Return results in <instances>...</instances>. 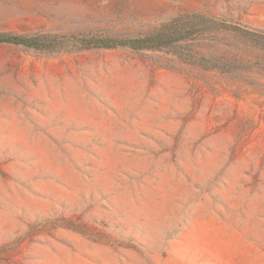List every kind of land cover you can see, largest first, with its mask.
Here are the masks:
<instances>
[{
  "label": "rangeland",
  "instance_id": "rangeland-1",
  "mask_svg": "<svg viewBox=\"0 0 264 264\" xmlns=\"http://www.w3.org/2000/svg\"><path fill=\"white\" fill-rule=\"evenodd\" d=\"M186 13L264 32V0H0V33L120 42ZM80 47L0 44V264H264V51Z\"/></svg>",
  "mask_w": 264,
  "mask_h": 264
},
{
  "label": "trees",
  "instance_id": "trees-1",
  "mask_svg": "<svg viewBox=\"0 0 264 264\" xmlns=\"http://www.w3.org/2000/svg\"><path fill=\"white\" fill-rule=\"evenodd\" d=\"M219 31L238 32L254 47L264 51V32H250L230 25L221 19L207 16L202 13L182 14L172 19L170 22L163 24L158 30L145 37L120 42L85 34H75L70 36L45 34L34 37H24L0 33V44L22 45L40 51L55 52L60 50L66 41L73 39V41L77 42L83 50L98 48L114 49L118 46H125L134 51L165 50L191 59L193 58V51L186 48L184 49L182 46H188L190 49L191 42L197 38ZM181 49L183 51H181ZM185 50L188 51L189 54L185 53ZM209 62L211 63L209 66L210 68H219L217 63H213V61Z\"/></svg>",
  "mask_w": 264,
  "mask_h": 264
}]
</instances>
